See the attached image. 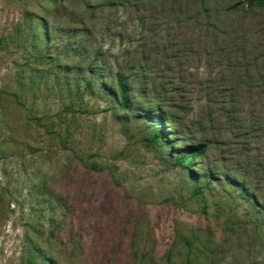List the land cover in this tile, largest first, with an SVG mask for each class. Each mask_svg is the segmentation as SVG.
<instances>
[{
    "label": "rangeland",
    "instance_id": "374dc122",
    "mask_svg": "<svg viewBox=\"0 0 264 264\" xmlns=\"http://www.w3.org/2000/svg\"><path fill=\"white\" fill-rule=\"evenodd\" d=\"M0 264H264V5L0 0Z\"/></svg>",
    "mask_w": 264,
    "mask_h": 264
},
{
    "label": "trees",
    "instance_id": "16d2710c",
    "mask_svg": "<svg viewBox=\"0 0 264 264\" xmlns=\"http://www.w3.org/2000/svg\"><path fill=\"white\" fill-rule=\"evenodd\" d=\"M256 1L262 5H264V0H261L260 2L258 0H251V4L254 5ZM119 99L121 103L123 104L124 108H129L131 105V100L128 96V86L122 82L119 81ZM206 146L205 145H195V146H188L184 149H180V155H179V162H184L186 160H192L198 155H201L205 152Z\"/></svg>",
    "mask_w": 264,
    "mask_h": 264
}]
</instances>
